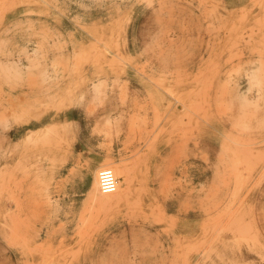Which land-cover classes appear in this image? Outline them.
<instances>
[{"label":"rangeland","instance_id":"1","mask_svg":"<svg viewBox=\"0 0 264 264\" xmlns=\"http://www.w3.org/2000/svg\"><path fill=\"white\" fill-rule=\"evenodd\" d=\"M0 264H264V0H0Z\"/></svg>","mask_w":264,"mask_h":264},{"label":"built area","instance_id":"2","mask_svg":"<svg viewBox=\"0 0 264 264\" xmlns=\"http://www.w3.org/2000/svg\"><path fill=\"white\" fill-rule=\"evenodd\" d=\"M98 188L101 191H111L116 185V177L109 167H101L97 171Z\"/></svg>","mask_w":264,"mask_h":264},{"label":"bare ground","instance_id":"3","mask_svg":"<svg viewBox=\"0 0 264 264\" xmlns=\"http://www.w3.org/2000/svg\"><path fill=\"white\" fill-rule=\"evenodd\" d=\"M26 139V138H25ZM28 140V139H27ZM25 141V140H24ZM23 142V141H22ZM18 144V143H17ZM114 172H116L115 168H111ZM126 173V172H125ZM116 177V176H115ZM94 187L92 190V199L96 201L99 204H103L107 202L110 198L117 196V191L118 188L120 187L119 181L116 179V185L111 191H101L98 188V181H97V175H95V180H94ZM125 183V182H124ZM127 183V182H126Z\"/></svg>","mask_w":264,"mask_h":264}]
</instances>
